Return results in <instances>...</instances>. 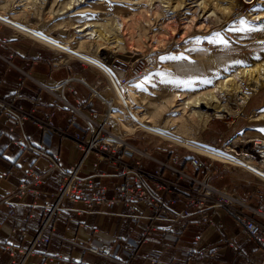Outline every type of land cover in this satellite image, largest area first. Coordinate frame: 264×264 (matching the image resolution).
<instances>
[{
	"label": "rangeland",
	"instance_id": "1",
	"mask_svg": "<svg viewBox=\"0 0 264 264\" xmlns=\"http://www.w3.org/2000/svg\"><path fill=\"white\" fill-rule=\"evenodd\" d=\"M0 12L70 47V54L101 62L139 124L190 140L172 143L191 155L183 158L184 168L191 167L189 158L208 156L210 163L248 171L264 183L244 165L193 145L214 146L207 148L264 171V0H0ZM241 20L255 30H241ZM139 63L141 75L128 78L127 69ZM250 102L257 103L253 112L246 109ZM114 116L115 130H131L125 116ZM184 168L176 174L188 178Z\"/></svg>",
	"mask_w": 264,
	"mask_h": 264
},
{
	"label": "crops",
	"instance_id": "2",
	"mask_svg": "<svg viewBox=\"0 0 264 264\" xmlns=\"http://www.w3.org/2000/svg\"><path fill=\"white\" fill-rule=\"evenodd\" d=\"M31 36L0 19V97L10 98L15 105H21L26 110H31L40 97L33 114L45 117L53 108L54 99L41 85L51 86L69 79V86L64 89L67 100L85 112L100 113L102 98H110L115 93V86L109 75L99 68L89 66L83 59L48 46L41 39ZM90 86L97 95H93ZM256 105L257 103L250 102L246 109L253 112ZM69 115V111L65 109L55 114V125L71 135L84 133L83 120L77 118L71 124ZM125 122L131 128L126 130L127 142L149 155L143 159V167L147 168L144 169L151 171L157 161H167L169 152L161 140L135 127L128 119ZM214 133H217L216 130ZM226 133L227 129L224 131ZM210 135L212 134L205 132V140L211 142ZM28 144L31 147L42 145L49 157H36ZM173 151L183 158L191 156L180 148ZM79 158L80 153L72 146L70 137L62 138L53 132L42 133L31 119L17 124L8 115L0 114V264H11L8 247H27L31 243L42 209L31 208L27 204L54 201L51 193L57 188V172L51 169L52 161L68 169ZM201 160L206 162L202 169L188 166L184 168V159L175 167L184 168L186 174L196 178H203L208 172L209 176H205L208 183L217 188H227L241 196L248 207L256 206L258 194L264 192L261 180L248 171ZM101 166L104 167V164L101 163ZM31 168L43 173L41 193L38 196L31 193L13 196ZM162 174L179 182H188L187 177L177 176L168 169H164ZM99 182L107 186L108 193L111 194L118 179L100 178ZM178 193L177 206L180 208L184 194ZM7 197L13 202L10 207L2 201ZM64 205L71 207L73 204L66 202ZM245 210L249 212L248 208ZM127 213L125 205L114 206L106 214L95 212L80 215L63 210L53 223L50 242L36 249L25 264L41 262L42 256L56 253L65 254L84 264H118L117 262L126 261L132 251H135V257L128 264H253L247 263L246 259L260 258L258 245L242 236L235 227L233 216L222 209L211 210V223L197 215L190 216L182 225L181 222L173 225L160 222L149 233L147 241L138 248L134 246L144 231L146 221L135 220L126 216ZM143 213L150 214V211L143 210ZM15 228H26L27 231L21 234L19 230L14 232ZM230 235L239 238L238 252H234L223 242ZM78 240L101 245L112 243L113 254L110 258L92 255L74 245ZM202 248H208L213 256L203 254Z\"/></svg>",
	"mask_w": 264,
	"mask_h": 264
},
{
	"label": "built area",
	"instance_id": "3",
	"mask_svg": "<svg viewBox=\"0 0 264 264\" xmlns=\"http://www.w3.org/2000/svg\"><path fill=\"white\" fill-rule=\"evenodd\" d=\"M143 70V64H135L129 70L127 69V77L138 78ZM66 86H69V79L61 80L51 86L41 85L54 99L53 108L45 117H38L33 114V109L40 97L36 99L31 110H26L21 105H15L10 98L0 97V114L8 115L17 124L31 119L42 133L53 132L62 138L70 137L72 146L80 153L79 160L68 169L62 168L52 161L51 169H55L57 172V188L51 193L54 201L27 204L31 208L40 207L42 209L41 219L35 227V233L29 246L8 247L11 264H25L36 249L50 242L54 228L53 223L61 211L70 210L80 215L95 212L106 214L109 209L117 205H125L128 208L126 216L135 220L144 219L146 221L144 231L134 248H138L145 243L149 233L156 229L160 222L171 223L172 225L181 222L182 225L190 216L197 215L211 223V210L222 209L233 216L235 227L239 230V233L258 245L260 258L254 260L248 257L246 259L247 263L264 264V193L258 194L255 207H248L241 196L235 195L229 189H218L210 185L207 178H205V176H209L208 172L203 178L188 176L190 182L183 185L164 176L162 174L164 169L180 175L183 174L182 170L175 167L183 157L173 151L172 144L173 141L183 142L176 139V135L172 130L156 124H139L130 111L125 96L118 92L116 88L114 95L117 100L111 97L102 98L103 107L101 112L92 113L83 111L67 100L64 95ZM90 88L94 93L93 95H97L91 86ZM64 109L70 113L69 122L71 124L75 123L77 118L83 120L85 124L84 133L71 135L65 129L55 125L54 115ZM115 114L125 116L135 127L140 128L145 133L166 140L165 148L170 149L167 161H157L159 168L154 171L144 169L143 159L149 157V155L127 142L125 138L126 130L122 128H119L118 131L115 130V125L119 126V120L115 118ZM219 143L220 140L216 145ZM193 145L196 146V144ZM203 146L212 147L206 144ZM29 147L35 152L36 157H49L42 145L38 147L29 145ZM212 148L217 150L214 146ZM200 151L206 155L216 157L214 159H222L217 155L206 153V151ZM223 152L229 154L225 149H223ZM89 157H92V159H89ZM206 158L212 161L210 157L206 156ZM101 163L104 164V167L101 166ZM189 164L193 168L202 169L205 167L206 162L191 157L189 158ZM100 178L118 179L111 194L108 193L107 186L99 182ZM42 182V172L33 168L28 169L13 196H21L26 193L38 196L41 193ZM178 192L184 194L183 204L180 208L177 206ZM2 201L9 207L13 204L10 197L4 198ZM66 202H71L73 205L66 207L64 205ZM246 208L249 209V212L245 210ZM143 210L150 211V214H144ZM18 230L21 234L27 231L26 228ZM18 230L13 229L14 232ZM223 242L234 252H238L239 238L236 235L228 236ZM74 245L83 248L92 255L110 258L113 254L112 243L101 245L91 241L78 240ZM202 253L213 256L208 248H202ZM17 254L19 257H17ZM134 257L135 251H132L126 261L117 263L128 264ZM59 262L84 264L62 253L44 255L41 262L33 264H57Z\"/></svg>",
	"mask_w": 264,
	"mask_h": 264
},
{
	"label": "bare ground",
	"instance_id": "4",
	"mask_svg": "<svg viewBox=\"0 0 264 264\" xmlns=\"http://www.w3.org/2000/svg\"><path fill=\"white\" fill-rule=\"evenodd\" d=\"M0 19L5 21V22H7V23H9V24H12V25L18 27L19 30L21 29V30L31 34L32 36L37 37L38 39H41L43 42H45V44L47 43L49 45H52V47L54 46L55 48L63 49V50H66V51H68L70 53L73 52L70 47H68L66 45H62L59 41L55 40L54 38L49 37L46 34L40 32L38 30L32 29L29 26H26V25H23V24H21L19 22H16V21L12 20L11 18H9L7 16H4V14H2L1 12H0ZM77 54L80 55V57H82L86 61L90 62L91 64H94V65L98 66L99 68L103 69L109 75L111 80L113 81L116 90L118 92H121L124 95V90L120 88V83H118L116 81L114 76L112 77V75L108 72V69L106 67H104L101 62H99V61H97V60H95V59H93L91 57H88L85 54H82V53H77ZM113 97H116V96L113 95ZM199 101H200V98H195V100L193 102L197 104ZM175 137H176V139L182 141L183 143L191 144L190 140H188V139H184V138H181V137H178V136H175ZM195 147L197 149H200V150L204 151V152L206 151V153H211V154L217 155V156H219L220 158H222V159H224L226 161L229 159V161L232 160L234 162L240 163V165L241 164L244 165L247 169L252 171V173L254 172L256 175L264 178V171L259 169V168H257V167H255L254 165H252L251 163H249L247 161H242L239 158H229L230 156L226 157V156H224V155H222L220 153H217L215 151H212V150L208 149L207 147H204V146L202 147V146H199L197 144H196ZM213 158H216V157H213Z\"/></svg>",
	"mask_w": 264,
	"mask_h": 264
},
{
	"label": "snow or ice",
	"instance_id": "5",
	"mask_svg": "<svg viewBox=\"0 0 264 264\" xmlns=\"http://www.w3.org/2000/svg\"><path fill=\"white\" fill-rule=\"evenodd\" d=\"M241 23L245 25V28H244V29H241V30H248V31L255 30V29H252V28L247 27V25H248V22H247V21L241 20ZM260 30L264 31V26H262V27L260 28ZM217 35H218V34H217ZM219 42H220V43H227V42H226L225 40H223L222 38L220 39ZM161 59H163V57H162Z\"/></svg>",
	"mask_w": 264,
	"mask_h": 264
}]
</instances>
